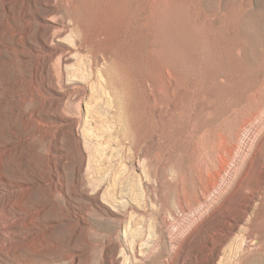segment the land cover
<instances>
[{"label": "rangeland", "instance_id": "rangeland-1", "mask_svg": "<svg viewBox=\"0 0 264 264\" xmlns=\"http://www.w3.org/2000/svg\"><path fill=\"white\" fill-rule=\"evenodd\" d=\"M70 2L58 4L67 42L41 57L62 44L74 55L58 52L38 84L35 138L13 133L25 125L6 93L23 64L0 50V264H104L105 248L118 264H203V227L180 245L170 235L195 216V187L224 165L220 150L241 153L236 136L242 146L252 133L242 121L264 112V0ZM254 140L236 166L241 194L264 161V130ZM253 211L243 225L257 238L238 229L228 245L253 242L235 264H264V191Z\"/></svg>", "mask_w": 264, "mask_h": 264}, {"label": "bare ground", "instance_id": "bare-ground-1", "mask_svg": "<svg viewBox=\"0 0 264 264\" xmlns=\"http://www.w3.org/2000/svg\"><path fill=\"white\" fill-rule=\"evenodd\" d=\"M15 1L0 0V25L4 26L3 35L0 38V50L2 55H6V53H19L22 60L23 67L17 70V78L13 81L14 88L9 93H6V96L10 97L11 101L15 104L12 109L13 113L19 120H23L25 125L24 132L15 128L13 133H22L23 137L29 139L35 138L38 134L41 112L36 103V98L39 82L45 78V84V72H47L48 77L51 76L52 61L58 52H61V57L66 61L74 55L72 53V45L66 47L63 44L60 45V47L56 48L58 49L57 52L49 53L48 58L41 57V55L43 56L42 53H44L42 49L53 46L57 40L67 42L66 39L69 38L67 35L69 31H72V27H70L69 17L63 15L58 16L61 13L58 7L59 1L61 0H42L41 9L33 8L32 1L25 2V0H21L23 1V5L18 11L17 16H15L13 9ZM66 1L70 2L71 0ZM37 26L38 29L36 30ZM100 35L98 34V36ZM68 49H70L71 54H68L69 56L67 55L68 57H66L64 53ZM2 60L7 61V58L4 57ZM65 65L67 64H63V67ZM75 75L77 76V74ZM76 76L74 78L78 79ZM81 86L84 90L86 89L84 84L81 83ZM154 87L155 85L153 84ZM246 124L252 133L244 139L242 146L238 135L234 142V146L240 148L239 151L241 153L234 154L233 150L230 149L224 155V151L220 150L218 156L219 158H224V165H219L215 170L209 172L210 181L208 184L205 186L197 184L195 187V194L193 195L191 206L195 212V216L192 217L193 219L188 224H179L176 229L177 231H172L170 235L175 245H180L182 241L185 242L188 238H192L193 234L203 227V230L210 236L208 237L210 238V243L208 241L203 243L204 250H206L205 262H202L203 264H235L234 262L239 259L238 257L245 256V253L247 254L252 250L251 245H253V242L247 239L252 237L257 238L256 230L251 225L244 228L243 224L247 223V216L253 211L256 200L259 199V194L264 191V161L260 163L259 181L254 187L250 188L249 185L244 187L243 190L245 192L241 194L237 191V188L234 189V180L239 175L236 166L240 165V162L246 159L249 153L246 150L254 146L256 133L264 130V112H251L242 121L241 127ZM78 134L81 135L79 131L77 132ZM239 157H241L240 160ZM231 164H234V168L230 167ZM250 170L249 168L247 175ZM215 189L218 191L217 195L212 194V191ZM228 192H231V195L225 198L223 206H219L218 198L228 194ZM222 208L225 211L222 212L223 214L221 213L217 216L216 214ZM212 211L213 218H211ZM238 229H245L247 239H243L242 244L239 245L237 250L232 248L228 252V245H230L229 243ZM190 240L186 246H184L183 242L182 246L186 250L194 249V244ZM120 245L123 247L122 244ZM133 254L137 256L135 249ZM120 255L113 256L108 248H105L103 249L105 263H103L118 264L120 262L119 257L121 258ZM147 259L146 255L142 257V261H146Z\"/></svg>", "mask_w": 264, "mask_h": 264}]
</instances>
